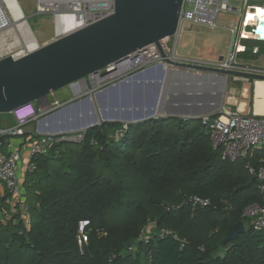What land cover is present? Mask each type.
Wrapping results in <instances>:
<instances>
[{
	"label": "trees",
	"instance_id": "trees-1",
	"mask_svg": "<svg viewBox=\"0 0 264 264\" xmlns=\"http://www.w3.org/2000/svg\"><path fill=\"white\" fill-rule=\"evenodd\" d=\"M81 135L32 158L26 222L7 195L0 198V264H264V231L242 217L261 202L246 164L257 169L264 150L246 158L244 169L222 161L200 119L101 123ZM192 196L210 205L167 211ZM81 220L90 224L82 251ZM241 221L246 232L223 245ZM149 222L171 229L183 247L172 238L140 240Z\"/></svg>",
	"mask_w": 264,
	"mask_h": 264
},
{
	"label": "built area",
	"instance_id": "built-area-1",
	"mask_svg": "<svg viewBox=\"0 0 264 264\" xmlns=\"http://www.w3.org/2000/svg\"><path fill=\"white\" fill-rule=\"evenodd\" d=\"M263 1L264 0H260ZM114 0H34L35 14L38 16L50 15L53 19L56 29V38L64 37L72 32L80 30L92 23H95L113 12ZM261 12L264 18V7L251 8V12L245 15L243 28L241 32L237 27L230 26L228 32L231 41L226 48L225 54L217 59L188 58L177 54L178 43L181 39L185 26L200 25L209 30L219 29L218 19L220 16L237 15L242 16L239 9L231 5V0H183L180 14V23L178 31L174 37L165 38L160 41L159 47L150 45L136 54L134 59H127L117 64H112L103 69L87 75L83 80L72 84L69 88L74 91H87L88 94H100L107 89H112L126 82L129 76L143 71L144 69L157 65L169 69L170 66L164 61L165 58L185 65L197 68H212L229 72H241L246 74L264 75V70L255 69L249 65L241 64L239 53L244 52L245 48L237 45L233 47L235 37L248 39L250 33L258 40L264 42V36L261 34L260 23L257 20L258 12ZM27 24L26 17L21 15L16 20L13 12L8 7L5 0H0V60L6 57L20 59L33 50L27 47H20L21 38L20 29L17 24ZM66 33H61L59 29L65 26ZM264 33V29H262ZM13 44H11L12 41ZM38 46L36 49H38ZM18 49V50H16ZM35 50V49H34ZM162 53L165 57L162 56ZM193 75H200V70L187 69ZM234 81L241 82L244 85L254 87L257 79L248 77H232ZM130 79V78H129ZM85 86V90L83 89ZM248 92L246 88L243 91ZM68 103V102H67ZM67 103L44 104L39 102L27 103L12 111L14 120L12 127L0 130V184L7 191L6 204L12 206L18 202L20 209L25 212L23 206L24 198L19 184L17 173L19 166L24 162L25 174H33L36 171V165L32 163L35 156H45L50 151L52 144L61 142L57 135H51L47 132H41L44 127L45 115L61 108ZM202 127L208 133L210 142L214 150L220 151V160L235 163L240 159L252 158L254 154L264 150V116L257 115L253 111H241L238 108L232 110L226 105H221L216 111L200 118ZM37 125L36 131L27 135L25 129L29 125ZM126 128V127H125ZM29 137L28 153L30 157L24 159L23 152L20 149L11 150L6 153L2 151L3 140L5 138H25ZM65 139V138H64ZM83 139L80 135L76 142ZM71 141V140H64ZM26 160V161H25ZM260 166L255 169L250 164H246L248 173L257 181V189L261 197V202L254 203L245 208L242 217L249 220L250 226L255 232L264 231V160L259 159ZM210 205L209 200L192 196L179 205H171L167 211H177L184 206L192 208H205ZM90 224L88 220H81L77 225L76 243L80 251L89 241ZM152 238L165 239L172 238L180 241L183 247L185 241L171 229L157 228L156 222H149L145 225L139 235V239L148 243ZM129 251L133 248L129 247Z\"/></svg>",
	"mask_w": 264,
	"mask_h": 264
},
{
	"label": "water",
	"instance_id": "water-1",
	"mask_svg": "<svg viewBox=\"0 0 264 264\" xmlns=\"http://www.w3.org/2000/svg\"><path fill=\"white\" fill-rule=\"evenodd\" d=\"M182 5L183 0H114L113 12L109 16L55 39L20 59L14 60L10 56L1 59L0 114H11L18 107L31 102L49 105L48 96L51 93L70 87L99 69L127 59L132 60L147 46L159 47L161 40L176 35ZM162 56L165 57L163 53ZM164 61L170 66L167 81L179 82L180 86L187 89L200 87L201 79L206 74L214 79L221 77L219 96L227 77L264 80V75L197 68L167 58ZM158 69L162 73L161 66ZM187 69L200 70L202 74L196 76L186 71ZM99 96L100 94L97 97ZM97 101L101 107L99 98ZM70 108L56 114H63ZM198 118L195 114L190 115V119ZM97 125V120H86L74 130L85 133ZM69 130L48 129L50 133L57 135L60 131L66 133ZM245 232L241 221L229 230L223 239V245L236 240ZM217 255L223 257L222 252Z\"/></svg>",
	"mask_w": 264,
	"mask_h": 264
},
{
	"label": "rangeland",
	"instance_id": "rangeland-1",
	"mask_svg": "<svg viewBox=\"0 0 264 264\" xmlns=\"http://www.w3.org/2000/svg\"><path fill=\"white\" fill-rule=\"evenodd\" d=\"M9 3L15 1L21 7L24 16L26 17V22L31 30L34 38L37 41L38 46H44L51 43L56 38V29L53 19L50 15L38 16L35 14L34 0H7ZM249 4H261V1L258 0H248ZM231 5L235 9L242 8V0H231ZM249 5V6H252ZM222 17V16H221ZM237 15H226L219 20V24L227 26L230 23L238 22ZM60 29V28H57ZM194 26H185L183 37L179 40L177 54L186 57H193L197 52H192V48L196 47L195 44H191L189 40L193 36ZM64 30V29H63ZM205 32V31H203ZM21 40L19 42L20 47H27V42L30 39V36L26 31L20 33ZM264 36V35H263ZM26 37V38H25ZM28 38V39H27ZM12 41V40H10ZM13 44V41L11 42ZM18 50V49H16ZM195 50V49H194ZM204 58L205 56H199V58ZM244 55H240V58H243ZM261 57V56H260ZM252 59L253 63L257 64L259 58ZM169 70V69H168ZM174 74V72H173ZM172 74V75H173ZM179 77V76H178ZM130 78V79H129ZM128 80L117 87L112 89H107L104 93L98 94H88L85 91H74L69 87L62 88L58 91L51 93L48 96L49 103L59 102L60 104L67 103L64 105L61 110L71 107L67 112L63 114H56L61 110H55L49 112L45 115V124L52 129H61L68 130L66 133L61 132L57 135L60 139L58 140H71L69 142H76L75 140L82 134L80 131L74 130L81 126L84 121H94L97 120L98 125L101 123H109L106 120H110L120 123L123 127H127L130 124L141 123L151 119H164V118H173L175 120H189L191 114H200V118L204 115L210 114L207 113L206 107H198V104H205L208 102L207 96L203 93V89L197 87L186 88L180 86L179 82H168V71L167 73L158 69L157 65H152L143 71L137 72L129 76ZM233 79V78H232ZM221 80V77H220ZM222 82H215V85H220ZM243 88H246L245 97L243 98L241 93ZM235 91H234V90ZM222 93L219 96L221 105L226 101L227 98L233 97L230 93L231 91L236 92L235 100L237 103H245L246 111L253 104L254 93L253 89L250 86L244 85L241 82H236L227 79V84L221 90ZM111 92L107 96L105 94ZM200 93V94H198ZM99 98V104L97 99ZM176 104V105H175ZM220 105V106H221ZM220 106L216 107L217 110ZM235 109V108H234ZM216 110H213L216 111ZM211 112V113H213ZM151 113H153L151 115ZM56 114V115H55ZM107 119H104V117ZM144 116V117H143ZM10 121L12 119L11 114H0V122L2 120ZM110 118V119H108ZM136 119V120H135ZM37 125H29L25 130H30L32 133L36 130ZM46 128V127H45ZM48 133V132H47ZM52 135V133H51ZM65 138V139H64ZM116 138V137H115ZM27 159L30 157L29 153H26L25 156ZM21 166V165H20ZM19 166V167H20ZM237 167L244 169V160L240 159L236 162ZM42 170H39L36 177L42 175ZM37 177V178H38ZM19 180V178H18ZM37 180V179H36ZM21 189H23L21 187ZM30 190L28 189V192ZM140 196V194H137ZM18 206V212L22 215V220L26 222L27 215L20 209V204L14 202V205L11 206V210L14 213L16 212V207ZM10 210V211H11ZM247 225V224H246Z\"/></svg>",
	"mask_w": 264,
	"mask_h": 264
},
{
	"label": "crops",
	"instance_id": "crops-1",
	"mask_svg": "<svg viewBox=\"0 0 264 264\" xmlns=\"http://www.w3.org/2000/svg\"><path fill=\"white\" fill-rule=\"evenodd\" d=\"M258 1H260V0H258ZM261 2H262L261 4L254 3L252 5V4H249L248 0H242V8L239 10L242 12L243 15L237 17L238 22L237 23H230L227 26L221 25V24H219V20H220V18H222L224 16H222V17L220 16V18L218 19L219 29H217V30H209L208 28H206L204 26H200V25H187V26H191V27L194 26V28H195L193 30V36L191 37L189 42H191L192 46H193V44H195L196 47L192 48V52L195 51V52H197L195 54H198V55H195L193 57L190 56L188 58H199V56H205L204 59H217V58H220L221 56H223L225 54L227 46L229 45V43L231 41V36L228 32V28L230 26L237 27L239 32H241V30L243 28V22L245 20V15L247 13L251 12V8L253 10L254 7H264V2L263 1H261ZM249 5H252V6H249ZM203 31H205V32H203ZM248 32H249V38L248 39H240L239 35L237 37H235L234 42H233V47L240 45L241 47L245 48V51L239 53V55H238V57L240 55L247 56V57H245L246 60H244L243 58L239 59L241 64L249 65L250 67L255 68V69L264 70V42L258 40L255 36H253L250 33L249 28H248ZM183 36L184 35H182V37ZM182 37H181V39H182ZM257 57H260L259 62L257 64H255V63H253L254 61H252V59H256ZM228 78L233 80L231 76L227 77V79ZM227 79H226V84H227ZM218 81L221 82L220 77L217 79H214L209 74L204 75V77L201 79L202 84H201L200 88L203 89V93L207 96L208 102H206L203 105L198 104L197 106L198 107H206L207 113L213 112V110H216L215 109L216 107L221 105L220 100H219L220 90L218 88V85L214 84L215 82H218ZM257 81H263V80H257ZM236 82H238V81H236ZM198 88L199 87H197V89ZM251 89H253L254 99H253V104L251 105V107H249L248 110H251L256 114L264 115V114L256 112V110H257L256 106H255V103H256V100H255L256 84L254 87H251ZM115 90L116 89L114 88V90H112V92ZM234 91H231V93H230L233 97L227 98L226 101L223 103V105H226L227 107L231 108L232 110H234V108H238L241 111H246V104L245 103H242V102L237 103L236 102V100H235L236 92H234ZM110 93L111 92H109L105 95L107 96ZM198 94H200V93H198ZM245 94H246V91L245 90L242 91L241 95L243 98L245 97ZM195 116L199 117L200 114H196ZM198 119H190L189 118V120H198ZM13 125H14L13 118L10 121L4 120L2 118V120L0 122V130L12 127ZM33 125H35V124H33ZM25 131H26L27 135H29V136H30V134H32V132L29 129L25 130ZM41 132L50 133L47 130V127L46 128L41 127ZM28 139H29L28 136L25 138H22V139H20V138H5L3 140V144H2L3 145L2 151L4 153H6L8 151L21 148V150L23 152L22 157L24 159H27L25 156H26V153H28V146H27L28 141H29ZM24 164H25L24 162H22L20 164L21 166L19 167L17 177L19 178L20 186L23 188L22 189L23 190L22 194H23V198H24L23 206L27 208L26 197L28 196L27 187H28V185H30V178H28L29 175L25 174V172H24V167H23ZM6 195H7V191H6L5 187L2 184H0V198L6 197Z\"/></svg>",
	"mask_w": 264,
	"mask_h": 264
},
{
	"label": "bare ground",
	"instance_id": "bare-ground-1",
	"mask_svg": "<svg viewBox=\"0 0 264 264\" xmlns=\"http://www.w3.org/2000/svg\"><path fill=\"white\" fill-rule=\"evenodd\" d=\"M5 2L7 3L8 5V1L5 0ZM8 7L11 9V11L13 12L14 14V17L16 18V20H19L21 18V15H24L21 7L18 5V3H16L15 1H12ZM258 16H257V20L259 21L260 23V30H261V34L264 35V33H262V29H264V19L262 18V15H261V12H258ZM17 28L20 29V32L24 33V31H26V33L29 34L30 36V39L29 41L27 42V46L30 50H34L38 47V44H37V41L36 39L34 38L31 30L29 29L28 25L27 24H17ZM67 28H69V26H65V27H62L59 29V31L61 33H66L68 30ZM64 29V30H63ZM26 38V37H25ZM28 39V38H27ZM162 70L164 72L167 73L168 69H166L165 67H161ZM256 89H255V100H256V103H255V106H256V112L257 113H261V114H264V80L263 81H256ZM83 89L85 90V86L83 85ZM87 92V91H86ZM256 114V113H255ZM257 115H260V114H257ZM264 116V115H262ZM44 127H47V130L48 129H52L48 123L47 125L45 124ZM56 134V133H55Z\"/></svg>",
	"mask_w": 264,
	"mask_h": 264
}]
</instances>
